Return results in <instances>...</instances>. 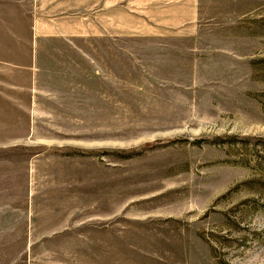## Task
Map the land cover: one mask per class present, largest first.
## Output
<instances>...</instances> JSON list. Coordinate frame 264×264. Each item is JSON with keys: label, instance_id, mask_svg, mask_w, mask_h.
<instances>
[{"label": "rangeland", "instance_id": "374dc122", "mask_svg": "<svg viewBox=\"0 0 264 264\" xmlns=\"http://www.w3.org/2000/svg\"><path fill=\"white\" fill-rule=\"evenodd\" d=\"M0 264H264V0H0Z\"/></svg>", "mask_w": 264, "mask_h": 264}]
</instances>
